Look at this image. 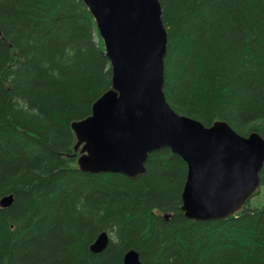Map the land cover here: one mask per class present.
Wrapping results in <instances>:
<instances>
[{"label": "trees", "instance_id": "trees-1", "mask_svg": "<svg viewBox=\"0 0 264 264\" xmlns=\"http://www.w3.org/2000/svg\"><path fill=\"white\" fill-rule=\"evenodd\" d=\"M159 2L170 107L264 139V0ZM111 76L82 0H0V199L12 195L0 206V264H123L129 249L142 264H264V205L186 217L187 166L169 148L134 177L78 168L71 123ZM103 231L107 245L92 252Z\"/></svg>", "mask_w": 264, "mask_h": 264}, {"label": "water", "instance_id": "water-1", "mask_svg": "<svg viewBox=\"0 0 264 264\" xmlns=\"http://www.w3.org/2000/svg\"><path fill=\"white\" fill-rule=\"evenodd\" d=\"M97 26L111 66V87L91 113L71 123L80 147L77 166L86 172H144L147 155L169 148L187 166L181 210L193 220L223 219L237 213L259 186L264 139L237 133L225 121L204 126L174 111L163 92L167 33L159 0H82ZM12 203V195L0 206ZM108 234L90 245L100 252ZM123 264H142L135 249Z\"/></svg>", "mask_w": 264, "mask_h": 264}, {"label": "rangeland", "instance_id": "rangeland-1", "mask_svg": "<svg viewBox=\"0 0 264 264\" xmlns=\"http://www.w3.org/2000/svg\"><path fill=\"white\" fill-rule=\"evenodd\" d=\"M248 205L251 207H258L264 205V184L258 188V192L252 195L248 200ZM246 202V203H247Z\"/></svg>", "mask_w": 264, "mask_h": 264}]
</instances>
